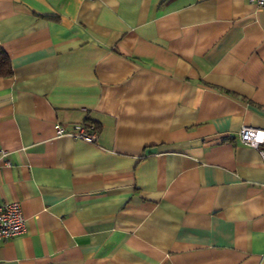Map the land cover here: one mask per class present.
Instances as JSON below:
<instances>
[{
	"label": "crops",
	"instance_id": "0c3cea01",
	"mask_svg": "<svg viewBox=\"0 0 264 264\" xmlns=\"http://www.w3.org/2000/svg\"><path fill=\"white\" fill-rule=\"evenodd\" d=\"M0 50V264H264V7L0 0Z\"/></svg>",
	"mask_w": 264,
	"mask_h": 264
},
{
	"label": "built area",
	"instance_id": "2783aa9c",
	"mask_svg": "<svg viewBox=\"0 0 264 264\" xmlns=\"http://www.w3.org/2000/svg\"><path fill=\"white\" fill-rule=\"evenodd\" d=\"M249 4L264 7V0H248ZM57 136L69 135L74 140L95 144L99 133L95 126L81 124L68 131L61 125L55 126ZM240 141L258 151L264 166V129L244 127L239 134ZM0 154L5 155L0 151ZM264 187V185H263ZM25 232V221L17 203L0 202V242L20 236Z\"/></svg>",
	"mask_w": 264,
	"mask_h": 264
},
{
	"label": "trees",
	"instance_id": "16d2710c",
	"mask_svg": "<svg viewBox=\"0 0 264 264\" xmlns=\"http://www.w3.org/2000/svg\"><path fill=\"white\" fill-rule=\"evenodd\" d=\"M13 75L10 59L8 55L0 50V78H8Z\"/></svg>",
	"mask_w": 264,
	"mask_h": 264
}]
</instances>
